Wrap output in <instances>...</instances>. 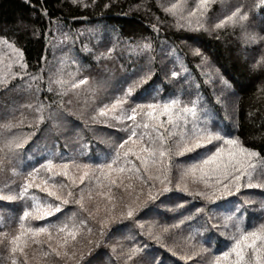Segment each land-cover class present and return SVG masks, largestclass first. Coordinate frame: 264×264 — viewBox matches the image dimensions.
<instances>
[{
  "label": "trees",
  "instance_id": "obj_1",
  "mask_svg": "<svg viewBox=\"0 0 264 264\" xmlns=\"http://www.w3.org/2000/svg\"><path fill=\"white\" fill-rule=\"evenodd\" d=\"M198 2L0 0V264H13V259L17 264H130L132 248L140 249L134 264H213L233 245V225L241 231L264 225V67H252L264 56V5L260 0H208L203 13L197 10L190 17ZM172 5H177L174 13L166 12ZM239 6L247 18L232 16ZM22 17L30 26L26 35L18 23ZM13 43L19 53L10 47ZM143 43L150 50L137 47ZM145 75L134 90L136 102L181 100L179 113L195 100L197 116L206 110L211 127L258 153L250 161L251 186L242 177L238 189L229 183V191L214 179L200 180L199 173L182 177L173 168L169 192L150 199L149 187L134 171L97 168L126 139L124 125L144 122L140 116L126 120L120 106L107 115L100 111ZM160 119L166 140L168 128L179 136L185 127H196L191 115L187 124L180 115L179 126ZM136 130L146 133L145 140L147 134L156 135L151 128ZM143 144L130 142L123 150L138 151ZM220 146L229 149L223 142ZM49 159L57 173L67 176L40 169ZM64 164L66 169L59 167ZM156 167L150 166L149 173L155 175ZM113 179L119 188L110 183ZM25 181L33 187L21 195ZM45 181L63 183V195L73 191L81 203L65 205L47 219L21 220L25 210L35 215L33 205L58 203L35 187ZM180 203L183 208L175 210ZM128 206L137 209L133 219L126 215ZM45 224L56 228L36 237L26 232ZM65 225L78 228L75 240L57 231ZM17 235L18 250L12 253Z\"/></svg>",
  "mask_w": 264,
  "mask_h": 264
},
{
  "label": "snow or ice",
  "instance_id": "obj_2",
  "mask_svg": "<svg viewBox=\"0 0 264 264\" xmlns=\"http://www.w3.org/2000/svg\"><path fill=\"white\" fill-rule=\"evenodd\" d=\"M73 2L75 3V0H73ZM260 2L264 5V0H260ZM207 4L208 0H199L197 8L193 9L192 12L189 13V16L191 17L194 15L197 10L203 13L207 8ZM176 8L177 5H172L171 8L165 9V11L174 13ZM232 16L245 19L247 18V12L243 11V6H239L236 7ZM18 23L23 25L22 34H28L30 27L29 22L22 17ZM188 23L190 24L191 21L189 20ZM223 23L224 21H221L217 27L221 26ZM33 34H35L34 30ZM248 38L253 40L256 39L255 36H250ZM10 47H13L18 53L21 51L15 48L14 43L10 45ZM137 47L143 50H150V44L148 43L137 45ZM109 51H111V49H109ZM194 54L200 55L198 51H194ZM252 67L254 69L264 67V56H262L257 63L253 64ZM177 75L175 71L171 73L173 78L177 77ZM146 78V75L141 76L138 80L129 84L127 88L121 89L122 96L114 99L110 105L105 106V109L100 111V115H107L108 110L115 112L117 107L120 106L126 120L136 121L137 117L140 116L144 118V122L142 124L133 123L131 126L124 125V129L127 133L126 139L121 140L115 146L111 160L106 165H97V168L107 167L110 171L121 173L126 170L134 171L137 174L136 178L138 180L143 179L144 184L149 187L150 199L159 198L169 192L172 183L171 179H169V174L173 168L180 169L182 177L191 174L196 178V174L199 173L200 180H204L206 177L214 179L218 187H223L229 191L231 190L229 188V183L238 189L241 186L240 181L242 177H247L249 180L247 186H251L250 182L253 178V165L250 161L252 158L256 157L258 153L245 147L240 139L232 136L231 133H223L211 127L207 122L208 112L206 110L201 111L200 115L197 116L195 100L191 101V108H189L187 104H184L179 110V113L176 111V106L183 103L181 100H166L162 105L158 102L146 104L136 102L134 90L137 89V86ZM34 79H41V77H34ZM173 82H175V79H173ZM79 83L84 84L85 80H80ZM222 84L225 88L230 87L227 81H222ZM73 87H75V84H73ZM180 115L184 116V124L188 123L187 118L191 115L195 120L196 127H185V129L180 132L179 136L172 132L171 128H168V139L166 140L165 135L161 132L165 122L161 120L160 117H167L168 125L175 124V126H179ZM117 119L119 118L117 117ZM137 128H151L152 132L156 133V135L147 134V140H145L146 133L143 131L138 132L136 130ZM134 137H138V139L134 140ZM140 141H144V144L141 145L138 151L132 148H128L126 151L123 150L130 142L132 144H138ZM221 142H223V145L229 146L227 152L220 146ZM190 154L195 155L191 156ZM130 157H134L135 160L139 161V165H133ZM180 157H184L185 159L180 160ZM114 165L117 167H114ZM150 166H157L155 175L149 173ZM59 167L66 169L67 165H60ZM83 167L87 169L89 166L83 165ZM40 169H45L52 173V175L67 176L66 171L62 173H57L55 171L51 159L41 164ZM32 171L38 172L39 169L33 168ZM29 175H31V173H29ZM86 175L87 173L82 175L80 181H83ZM262 175H264V173H262ZM72 183L75 185L76 181ZM110 183L116 185L117 188L120 187V184H118L115 179L111 180ZM155 183H159L160 187L155 188ZM31 187H33V184L25 181L21 195ZM35 187L41 192L46 193L48 197L54 198L58 203H43L39 208L33 205L35 215L33 216L30 211L25 210L21 216V220L30 216L37 220L47 219L50 216L61 213L65 205L81 203L80 199L74 197L73 191H68L67 196L63 195V189L65 187L63 183L49 186L45 181L41 184H36ZM177 187H179V182H177ZM185 191H187L186 188ZM196 195L203 196L205 193L198 192ZM69 197L72 199H69ZM173 207L175 210H179L183 208V203L174 204ZM136 211L137 209L135 207L128 206L126 212L127 217L130 219L135 218ZM81 224H84L83 220H81ZM101 224H103V221H101ZM233 226L237 228L233 245L228 251L223 252L220 257H217L213 261V264H264V225L252 231H241L237 225ZM141 227H143V225H141ZM160 227L161 231L168 230L164 226ZM49 228H56V225L45 224L40 227H29L26 229V232L31 234L32 237H36L39 234L47 233ZM57 231L66 233L68 237L75 240L78 228L73 227L69 230L65 225L58 227ZM149 234L151 235V233ZM20 239V235L12 237L11 243L14 245L10 249L12 253L17 252L18 247L16 243L20 241ZM49 239H51V236H49ZM65 244H67V240H65ZM19 250L21 252L23 251L22 248ZM52 251L55 252L56 256L61 255V252L57 251L55 248H53ZM139 251L140 249L138 248H132L128 251L127 259L130 261V264H134L132 257ZM200 251L207 252V249H200ZM196 254L197 253L194 252L192 255ZM65 255H67V253H65ZM189 258L191 257H183V259ZM13 264H17L15 259H13ZM194 264H198V261H194Z\"/></svg>",
  "mask_w": 264,
  "mask_h": 264
}]
</instances>
